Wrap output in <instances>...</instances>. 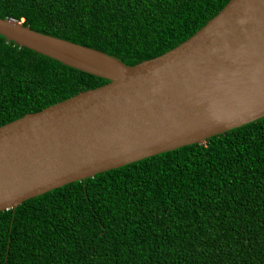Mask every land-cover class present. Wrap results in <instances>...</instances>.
Returning <instances> with one entry per match:
<instances>
[{"label":"trees","instance_id":"obj_1","mask_svg":"<svg viewBox=\"0 0 264 264\" xmlns=\"http://www.w3.org/2000/svg\"><path fill=\"white\" fill-rule=\"evenodd\" d=\"M229 0H0V18L126 65ZM108 81L0 35V126ZM0 264H264V117L0 211Z\"/></svg>","mask_w":264,"mask_h":264},{"label":"water","instance_id":"obj_2","mask_svg":"<svg viewBox=\"0 0 264 264\" xmlns=\"http://www.w3.org/2000/svg\"><path fill=\"white\" fill-rule=\"evenodd\" d=\"M0 35L108 81L0 126V211L264 117V0H229L132 66L14 19L0 18Z\"/></svg>","mask_w":264,"mask_h":264}]
</instances>
